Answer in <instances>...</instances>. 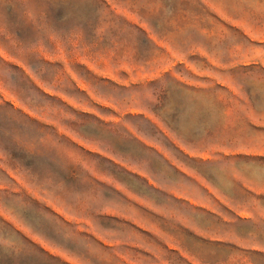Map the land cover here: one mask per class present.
Instances as JSON below:
<instances>
[{
	"label": "rangeland",
	"instance_id": "rangeland-1",
	"mask_svg": "<svg viewBox=\"0 0 264 264\" xmlns=\"http://www.w3.org/2000/svg\"><path fill=\"white\" fill-rule=\"evenodd\" d=\"M0 264H264V0H0Z\"/></svg>",
	"mask_w": 264,
	"mask_h": 264
}]
</instances>
